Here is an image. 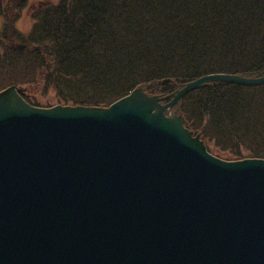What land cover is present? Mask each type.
Returning <instances> with one entry per match:
<instances>
[{
  "label": "water",
  "instance_id": "obj_1",
  "mask_svg": "<svg viewBox=\"0 0 264 264\" xmlns=\"http://www.w3.org/2000/svg\"><path fill=\"white\" fill-rule=\"evenodd\" d=\"M211 81L264 75L108 107L0 90V264H264V159L212 155L171 112Z\"/></svg>",
  "mask_w": 264,
  "mask_h": 264
},
{
  "label": "trees",
  "instance_id": "obj_2",
  "mask_svg": "<svg viewBox=\"0 0 264 264\" xmlns=\"http://www.w3.org/2000/svg\"><path fill=\"white\" fill-rule=\"evenodd\" d=\"M0 0V90L32 106L108 107L213 73L264 75V0ZM169 99H164L166 102ZM212 155L264 159V84L211 81L172 107Z\"/></svg>",
  "mask_w": 264,
  "mask_h": 264
},
{
  "label": "rangeland",
  "instance_id": "obj_3",
  "mask_svg": "<svg viewBox=\"0 0 264 264\" xmlns=\"http://www.w3.org/2000/svg\"><path fill=\"white\" fill-rule=\"evenodd\" d=\"M49 0H30L27 7L23 10V13L21 15V17L17 20L16 22V26L23 30V31H27L30 26H31V19L29 18V13L39 4L47 2ZM1 24H2V19L0 18V28H1ZM42 107V106H41ZM42 108H46V107H42ZM219 157V156H217ZM221 159H224L222 157H219ZM227 160V159H225Z\"/></svg>",
  "mask_w": 264,
  "mask_h": 264
}]
</instances>
